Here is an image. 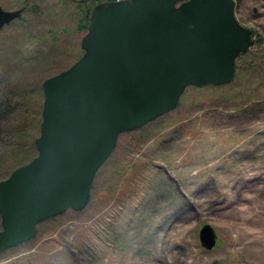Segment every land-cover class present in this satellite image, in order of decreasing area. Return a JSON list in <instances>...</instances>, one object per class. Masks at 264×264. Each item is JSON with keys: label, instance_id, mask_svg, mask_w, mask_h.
Returning <instances> with one entry per match:
<instances>
[{"label": "rangeland", "instance_id": "obj_1", "mask_svg": "<svg viewBox=\"0 0 264 264\" xmlns=\"http://www.w3.org/2000/svg\"><path fill=\"white\" fill-rule=\"evenodd\" d=\"M79 1L29 0L0 29V97L18 105L14 117L42 119V82L82 56ZM236 16L254 36L235 83L189 86L179 107L122 133L86 208L44 220L0 264H264V0H237ZM245 103L259 105L246 112ZM20 129L0 136V179L37 155L35 129ZM205 224L213 249L199 238Z\"/></svg>", "mask_w": 264, "mask_h": 264}, {"label": "water", "instance_id": "obj_2", "mask_svg": "<svg viewBox=\"0 0 264 264\" xmlns=\"http://www.w3.org/2000/svg\"><path fill=\"white\" fill-rule=\"evenodd\" d=\"M237 0H105L88 11L82 56L41 84L37 155L0 179V254L31 241L38 225L90 201L98 170L122 133L176 109L189 86H222L237 75L253 31ZM24 7L0 5V29ZM206 249L218 236L200 229Z\"/></svg>", "mask_w": 264, "mask_h": 264}, {"label": "trees", "instance_id": "obj_3", "mask_svg": "<svg viewBox=\"0 0 264 264\" xmlns=\"http://www.w3.org/2000/svg\"><path fill=\"white\" fill-rule=\"evenodd\" d=\"M28 1L29 0H24L25 4L22 6V7H24V11L26 9V4L28 3ZM93 1L94 2H91V3H89L86 0L85 1H79L80 5L83 6L82 10L84 11V14H83L82 19H81V25H80L81 30H86V31L88 30V25H89V18L87 17L88 11L91 10L95 5L101 3L102 1H105V0H93ZM83 22H84V24H82ZM253 36H254V32H253ZM83 53H84V51H83ZM242 55L243 54H240L238 58H240ZM240 69H241V66L238 65L237 66V72H239ZM234 83H232V85ZM224 86L226 88V87L231 86V85L226 84ZM220 88L222 89L223 87H220ZM36 91H37V89H36ZM33 92L34 91L26 92V93L32 94ZM3 94L0 97V136L4 135L5 133L8 135L7 131H9V129H12V127L14 129L18 128V130H21L20 128L23 127V129H25L26 131H27V129L33 128V129H35V132L33 131V133L31 134L30 145H32L36 149L35 133L37 130L38 131L40 130V124L42 121L41 117L29 115L30 116V118H29L27 116L23 117L22 114L18 118L14 117V115L18 111L19 107L15 102L5 98V96ZM236 98H238V97H236ZM226 100H227L226 103H228V105L225 107L231 108V107H229L230 106L229 104H230V101L232 100V98L229 96ZM237 102H238V104H241L240 99H238ZM34 105L37 106V111H36V114H37V112H40V110H41L40 109L41 104L38 102V103H34ZM257 105H259V103H245L244 105H241V109H243L247 112V111H251V109H254ZM31 110H33L32 106H31ZM143 127H141V128H143ZM32 146H31V149L33 150ZM29 151H31V150L29 149ZM1 177H2V175H0V178Z\"/></svg>", "mask_w": 264, "mask_h": 264}, {"label": "built area", "instance_id": "obj_4", "mask_svg": "<svg viewBox=\"0 0 264 264\" xmlns=\"http://www.w3.org/2000/svg\"><path fill=\"white\" fill-rule=\"evenodd\" d=\"M113 1H120V0H113Z\"/></svg>", "mask_w": 264, "mask_h": 264}]
</instances>
